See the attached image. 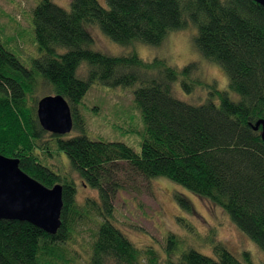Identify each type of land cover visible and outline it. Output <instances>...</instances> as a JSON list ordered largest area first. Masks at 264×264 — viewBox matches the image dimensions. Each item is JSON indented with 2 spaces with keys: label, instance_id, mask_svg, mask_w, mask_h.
<instances>
[{
  "label": "trees",
  "instance_id": "1",
  "mask_svg": "<svg viewBox=\"0 0 264 264\" xmlns=\"http://www.w3.org/2000/svg\"><path fill=\"white\" fill-rule=\"evenodd\" d=\"M106 5L70 0L63 9L40 0L30 20L39 54L28 68L0 39V155L17 159L19 169L46 188L59 184L62 200L55 235L26 222L0 221V264H255L249 252L238 259L214 241L213 257L190 248L179 252L172 234L160 253L135 247L113 223L118 185L111 173L123 162L145 179L164 178L205 199L264 255V142L255 130L264 119V7L251 0H106ZM90 25L119 46H159L169 33L194 27V49L222 69L227 90L238 99L215 82L203 83L198 63L176 69L135 53L92 50ZM178 79L184 93L201 87L208 98L199 104L180 101L172 92ZM94 84L132 88L144 125L138 153L83 134L78 105ZM44 91L65 99L76 136L40 128L36 104ZM53 152L65 156L69 172L97 192L98 202L77 203L70 174L43 160ZM87 223L92 228L84 255L74 245L76 227Z\"/></svg>",
  "mask_w": 264,
  "mask_h": 264
},
{
  "label": "rangeland",
  "instance_id": "2",
  "mask_svg": "<svg viewBox=\"0 0 264 264\" xmlns=\"http://www.w3.org/2000/svg\"><path fill=\"white\" fill-rule=\"evenodd\" d=\"M40 0H0V39L5 48L28 68L38 56L31 28V12ZM63 9H69L70 0H49ZM106 8V0H96ZM92 38L91 49L108 56L135 53L143 61L163 60L168 66L181 69L190 63L199 64L202 82L216 83L220 91L227 90V78L222 69L202 59L193 46L194 27L169 33L159 46L131 43L119 46L109 40L96 26H88ZM83 67L79 73L83 74ZM174 97L180 101L199 104L208 98V91L196 87L195 93L181 90L180 79L172 85ZM43 93V92H42ZM47 92L38 94V100ZM51 95V94H49ZM230 99L238 97L228 91ZM78 112L84 120L83 134L90 140L122 143L134 152L139 144L144 125L139 109L135 106L131 89L91 85L80 104ZM72 131L64 136H76ZM45 140L48 137L45 136ZM44 162L60 174L69 173L76 183V201L83 204L89 198L98 202L97 192L82 186L75 174L69 172L63 154L44 157ZM112 180L118 190L113 194V223L137 248L151 247L161 252L165 239L174 235L181 252L190 248L207 257H213L212 242L222 244L230 253L241 259V253L249 252L255 264L264 262V255L231 223L227 215L216 205L199 198L164 178L145 179L133 173L126 163L113 167ZM177 197L182 199L179 204ZM74 248L80 254L87 252L90 243L91 224L76 227ZM258 251V252H257ZM260 253V254H259Z\"/></svg>",
  "mask_w": 264,
  "mask_h": 264
},
{
  "label": "water",
  "instance_id": "3",
  "mask_svg": "<svg viewBox=\"0 0 264 264\" xmlns=\"http://www.w3.org/2000/svg\"><path fill=\"white\" fill-rule=\"evenodd\" d=\"M264 7V0H251ZM36 118L40 128L55 136L72 130L70 108L60 95H48L38 100ZM264 142V119L256 123ZM62 208L61 186L46 188L23 173L18 160L0 155V221L26 222L48 235L60 227Z\"/></svg>",
  "mask_w": 264,
  "mask_h": 264
},
{
  "label": "bare ground",
  "instance_id": "4",
  "mask_svg": "<svg viewBox=\"0 0 264 264\" xmlns=\"http://www.w3.org/2000/svg\"><path fill=\"white\" fill-rule=\"evenodd\" d=\"M258 252V251H257ZM260 254V253H259Z\"/></svg>",
  "mask_w": 264,
  "mask_h": 264
}]
</instances>
